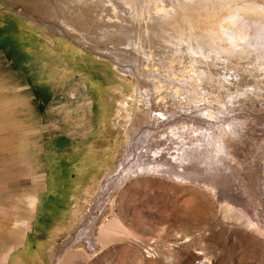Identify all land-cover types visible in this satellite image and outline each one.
<instances>
[{"label":"rangeland","instance_id":"374dc122","mask_svg":"<svg viewBox=\"0 0 264 264\" xmlns=\"http://www.w3.org/2000/svg\"><path fill=\"white\" fill-rule=\"evenodd\" d=\"M80 1L0 0V264L19 250L23 264H264V206L248 195L251 190L236 198L255 201L251 217L243 219L197 180L137 172L148 161L144 144L169 138L157 120L143 123L139 116L165 112L172 125L192 127L184 148L172 152L197 153L201 137L212 135L255 176L264 147V56L239 70L212 52L191 54L185 44L171 53L137 45L156 24L161 28L153 29L171 27L180 38L183 24H194L196 32L214 25L202 0L193 1L189 22L179 8L166 18L159 9L163 0ZM51 7L64 9L66 25L74 28L58 21ZM125 28L134 30L132 40ZM125 94L121 112L118 99ZM198 117L206 122L205 133L194 130ZM59 147L73 164L64 166L63 179L59 172L50 176L51 192L58 201L59 186L63 196L83 189L87 197L74 204V223L48 232V222L64 213L58 206L41 218L43 163L47 156L58 159ZM36 226L45 232L39 237L49 239L40 249L29 246Z\"/></svg>","mask_w":264,"mask_h":264},{"label":"bare ground","instance_id":"6f19581e","mask_svg":"<svg viewBox=\"0 0 264 264\" xmlns=\"http://www.w3.org/2000/svg\"><path fill=\"white\" fill-rule=\"evenodd\" d=\"M87 1H90L91 4L95 2V0H93V2L91 0H84L83 4L86 6H90V2H88L89 4H87ZM147 1L148 3L146 4H149V5H152V3L154 4L159 3L158 1L154 2L153 0H147ZM193 1H196V0H172L170 2L169 0H163L165 4L159 5V9H160V12H163V13L166 12L168 14V16L166 15V18L167 17L169 18V14H173L171 11H174V9L175 11H177L176 9L179 8L178 11L180 12V14H182L183 18L186 19L187 22H189L188 16L194 13L193 8H192V3H195V2ZM204 2L205 4L208 3L210 5L208 6L207 4V7L209 8L206 11L205 16L209 19L214 18L215 21H212L211 19L210 20L215 23L214 25H211L210 27L207 26L203 30L201 29L200 31H197L199 32L200 35H198L197 32L195 31V27H193L194 24L193 25L183 24L184 30H185L184 33H186V34L183 33L185 38L184 37L180 38V36H177L176 31L173 30L171 27H167L168 29H165V32L164 31L162 32L160 30L158 31L157 30L158 28L153 29L158 26L156 24L155 27L152 26L153 28L149 27V30H146L147 33L149 32V36L146 37L148 38L147 40L143 42L144 36H141L140 43L138 44L135 43V44H137L138 46L144 47V48L148 47L151 44H155L156 46H158V48L165 51L166 53H171L174 51L176 52L177 51L176 47L178 48L185 44L187 47L190 48L191 54L194 53L195 55L198 54L201 56L202 55L205 56L206 51L212 52V55L214 53V55L216 54V56H218V59L219 58L226 59L228 63L232 65L233 69H239V70H242L244 66H246L247 64L249 65L255 64L256 62H257L256 64H258V62L261 61L260 56H264V0H202V3H203L202 5H204ZM81 3L82 1L78 0V5H80ZM111 4L113 5L114 3L111 2ZM146 4L145 6L148 7ZM118 5H119V9L121 8L123 9V7L125 6L124 3H119ZM82 7L84 6L82 5ZM43 9L47 11L51 16L53 15V13L50 12L49 7H46V8L43 7ZM94 9L89 10L90 14L93 13ZM154 9L155 8H153V10ZM51 10L57 12L58 18L60 19L58 21H61L66 28L68 27L74 28L73 25H70V24L66 25V21L64 18L65 16L64 9L63 10L61 9L62 11L60 10L58 11L56 7H51ZM124 11L131 12V9L130 7L129 8L127 7V9H125ZM112 12H116V10L113 9ZM42 14L44 15V13ZM69 14L71 15L75 13L74 11L70 10ZM135 15L138 16V13L136 12ZM158 17L160 16L158 15ZM58 18L56 16L55 19H58ZM198 19H200V17ZM160 20L161 19H159V21ZM119 21L121 20H117L116 22H119ZM211 21H208V23L209 22L211 23ZM199 22H202V24H204L203 20ZM205 22L207 24V21ZM210 23L207 25H210ZM197 24H198V21H197ZM55 26L57 27V25ZM200 28H201V25H200ZM138 31L141 32V29L138 28ZM170 31L172 34L169 37L168 32ZM173 31L175 33H173ZM124 36L132 40L135 36V32L134 30L125 28ZM119 40L120 42H122L121 38H119ZM147 42L149 43L147 44ZM151 47L153 49V46ZM95 50L101 53H106V55L109 57H115L113 53L105 49L96 48ZM180 57H181V54H180ZM211 62L212 61H210V63ZM97 86L98 87L95 88L96 89L95 91L101 94L102 92L101 84H98ZM107 91L109 92V90ZM126 100H127L126 94L121 95V98L118 99L120 103L121 112L123 109L122 107H124L127 104ZM125 115L127 114L125 113ZM139 120L142 121L143 123L144 122L150 123L154 120H157L158 122V123L156 122L157 125H162L163 130L167 132L169 138L165 143H163V141H160V143L152 144V145L144 144L145 147H143L142 152L146 154L148 161L139 166L140 169L137 171L138 173H145L149 175H166L167 177H178V179L180 178V179H183L184 181L186 179L191 182L192 181L196 182L197 180L204 187L210 189L219 198H221L220 200L222 201V204H224V206L230 213L238 214V215L240 214L243 217V219H246L247 217L249 218V216L251 217V215L248 216V214H250L248 212H250L251 206L253 208V204L255 202L253 198H250V200L248 201H245V200L240 201L238 199L236 200L237 196L242 197V194L240 193L244 192V190L245 191L251 190L249 191L251 192V194H248V195L255 196L257 198V201L259 199L258 203L264 206V147H262L263 155L260 157L261 161L257 162L258 169L256 170V175L254 176L252 173H250L251 171L250 168H246L242 163L239 162V160L236 159V157L230 155V153H228L226 149L222 150V147L217 146L219 144L217 140L215 139V137L212 135L205 136L204 134L201 137L202 141L198 142V152L197 153H193V152L188 153L187 151L180 152L178 150L172 152L171 151L172 149H177L179 147L184 148L183 145H185V132H191L192 127H190L186 123L181 124L180 126L172 125V123L174 122L173 117H171V115H168L165 112H159L158 114H148V115L146 113H143L139 116ZM127 121L128 119L126 118V122ZM195 124L197 125V127L194 128V130L197 131L198 134L200 133V131H203L204 133L207 131L206 122H204V120L201 117H198L196 119ZM121 126H124V123ZM152 131L154 134H156L157 137L160 136L159 131L157 130H152ZM164 138L165 137H163V139ZM204 141H208V143H210L211 146L207 148L206 145L204 144L205 143ZM128 153L130 155V152ZM150 153L152 154V156L150 155ZM132 162L133 161H131V163ZM239 166H242L245 169ZM126 168H127V161L125 160V161L120 162L119 169L117 170V172L120 171L119 175L124 174L125 172L124 170ZM199 169H203L202 170L204 173L203 175L198 173ZM258 222L259 221H257V223Z\"/></svg>","mask_w":264,"mask_h":264},{"label":"crops","instance_id":"0c3cea01","mask_svg":"<svg viewBox=\"0 0 264 264\" xmlns=\"http://www.w3.org/2000/svg\"><path fill=\"white\" fill-rule=\"evenodd\" d=\"M69 155H67V153L63 152V150H60L59 147V158H52V157H48L46 158V161L43 163L46 168H45V189L43 191L40 192L39 194V206H41L42 211H43V215L41 214V218L42 220L45 218L47 220V218H49V213H53L58 211V206H59V213L63 212V215H59V219L58 220H52V222H48L47 226H48V232L56 230L60 227L64 228V225H67L70 222L74 223V220L72 218V210H73V206L74 204H76L77 202L80 203L83 201V199L85 197H87V194H85V190L81 189V191L77 194L75 192H69L67 194V196H63L61 195L62 191H61V186H59V201L56 197V195L58 196L57 192H51V187L48 184V180L50 179V176H52L53 174L59 172V175L62 174V179L65 177V175L63 174V172L65 171L64 166H70L73 164L71 158H68ZM96 165L101 163L100 160H97ZM72 173V177H74L75 173L73 172V170H70L69 168V173ZM101 173H99L100 175ZM60 177V176H59ZM98 182V180L96 181ZM53 198H55V202H53ZM82 200V201H81ZM51 215V214H50ZM69 226V225H68ZM66 226V227H68ZM36 228H38V230L31 232L30 235L32 236V242L29 243L31 248H43L44 247V243L45 241L49 240V239H43L41 237H39L38 232L40 234L45 233L43 231V229H41L39 226H36ZM73 228V227H71ZM27 243V242H26ZM26 247V244H25ZM24 247V248H25ZM24 256V252L23 250H19L16 251L12 254H10L9 258L6 261V264H23L24 262L26 263V261H19L21 259H23L22 257ZM52 263V262H51ZM49 263V264H51Z\"/></svg>","mask_w":264,"mask_h":264}]
</instances>
